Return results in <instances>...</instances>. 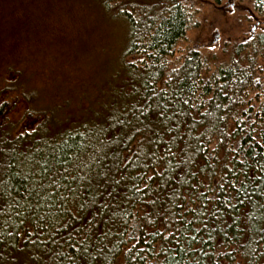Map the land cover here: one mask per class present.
Masks as SVG:
<instances>
[{"label": "trees", "instance_id": "1", "mask_svg": "<svg viewBox=\"0 0 264 264\" xmlns=\"http://www.w3.org/2000/svg\"><path fill=\"white\" fill-rule=\"evenodd\" d=\"M198 1L91 0L121 31L74 98L0 49V264H264V34L176 57Z\"/></svg>", "mask_w": 264, "mask_h": 264}, {"label": "rangeland", "instance_id": "2", "mask_svg": "<svg viewBox=\"0 0 264 264\" xmlns=\"http://www.w3.org/2000/svg\"><path fill=\"white\" fill-rule=\"evenodd\" d=\"M90 1L0 0V49L7 51L9 46L16 60L37 72L38 80H32L39 91L36 99L50 101L60 92L74 98L84 81L91 82L95 62L107 48L117 50L121 29L106 26ZM195 11L196 20L178 44L176 57L195 50L212 61L225 59L231 43L264 34V16L247 0L219 5L198 1ZM18 102L10 104L8 117L13 122L19 118Z\"/></svg>", "mask_w": 264, "mask_h": 264}, {"label": "snow or ice", "instance_id": "3", "mask_svg": "<svg viewBox=\"0 0 264 264\" xmlns=\"http://www.w3.org/2000/svg\"><path fill=\"white\" fill-rule=\"evenodd\" d=\"M52 159L55 160V157H53ZM50 171L51 165L48 164V158L46 157L45 164L41 165L39 172L36 173V175L39 176V180H37L34 184V190L38 201L46 202L47 200H52L53 194L51 191H49V189L52 187L53 184L56 186L57 189H59L60 187V185L54 179H52L50 183H44L45 177L41 173H46ZM65 188L68 194L74 193V190L70 186H65ZM58 199L66 201V195H59ZM53 204L55 205V200H53ZM56 206L58 207L59 205Z\"/></svg>", "mask_w": 264, "mask_h": 264}]
</instances>
